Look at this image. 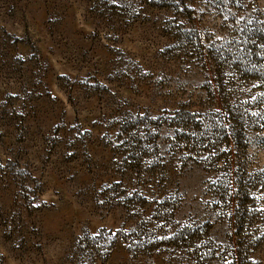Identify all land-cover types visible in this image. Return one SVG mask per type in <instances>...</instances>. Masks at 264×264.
<instances>
[{"label": "rangeland", "instance_id": "rangeland-1", "mask_svg": "<svg viewBox=\"0 0 264 264\" xmlns=\"http://www.w3.org/2000/svg\"><path fill=\"white\" fill-rule=\"evenodd\" d=\"M197 1L201 36L146 0H0V264H234L210 167L167 141L206 43L243 18Z\"/></svg>", "mask_w": 264, "mask_h": 264}, {"label": "trees", "instance_id": "trees-1", "mask_svg": "<svg viewBox=\"0 0 264 264\" xmlns=\"http://www.w3.org/2000/svg\"><path fill=\"white\" fill-rule=\"evenodd\" d=\"M246 1L235 0L234 16L243 18L234 32L206 43L203 85L181 103L167 136L177 161L210 167L212 198L223 203L231 224L234 264L264 248V20L259 15L246 19ZM203 5L197 0H146L142 9L174 22L175 14L191 17ZM189 19L185 32L201 36L206 29L202 19ZM226 65L230 75L222 76ZM154 142L162 152L161 141Z\"/></svg>", "mask_w": 264, "mask_h": 264}]
</instances>
